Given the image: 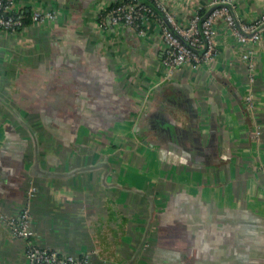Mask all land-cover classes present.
<instances>
[{
	"label": "crops",
	"instance_id": "0c3cea01",
	"mask_svg": "<svg viewBox=\"0 0 264 264\" xmlns=\"http://www.w3.org/2000/svg\"><path fill=\"white\" fill-rule=\"evenodd\" d=\"M116 1L14 0L30 22L0 31V264H28L3 219L25 209L39 246L89 264H264V35L255 81L223 20L212 61L170 72L157 21L102 26ZM162 1L186 26L215 5Z\"/></svg>",
	"mask_w": 264,
	"mask_h": 264
},
{
	"label": "built area",
	"instance_id": "2783aa9c",
	"mask_svg": "<svg viewBox=\"0 0 264 264\" xmlns=\"http://www.w3.org/2000/svg\"><path fill=\"white\" fill-rule=\"evenodd\" d=\"M148 1L153 6L139 4L138 0H118V3L107 12L106 21H102L104 22L102 26L124 25L145 34V23L149 20L157 21L161 38L166 46L163 63L172 72L188 63L214 59L217 47L215 25L223 20L238 42L246 46L243 58L249 63L250 78L254 80V47L261 42L264 35V14L251 24H238L228 6L232 0H214V4L223 3V6L214 9L205 18L198 12L192 16L186 26L176 20L174 12L168 9L162 0ZM13 6L14 0H0V31L16 30L26 26L25 16L14 12ZM54 18L56 13L53 11L36 10L31 15V21L38 24ZM200 51L202 53H199ZM247 100L253 105L252 93L247 96ZM3 219L16 237L28 241V264H89V255L59 253L39 246L33 238L28 209H25L19 217H3Z\"/></svg>",
	"mask_w": 264,
	"mask_h": 264
},
{
	"label": "water",
	"instance_id": "95a60500",
	"mask_svg": "<svg viewBox=\"0 0 264 264\" xmlns=\"http://www.w3.org/2000/svg\"><path fill=\"white\" fill-rule=\"evenodd\" d=\"M139 1V4H147V5H150V6H153L148 0H138ZM220 6H223V3H220V4H215V5H213V7H212V9H211V11L209 12V14L214 10V9H216V8H218V7H220ZM232 9H233V7H231ZM208 14V15H209ZM162 15V14H161ZM207 15V16H208ZM207 16H205V17H207ZM204 17V18H205ZM199 53H202V51H200Z\"/></svg>",
	"mask_w": 264,
	"mask_h": 264
},
{
	"label": "trees",
	"instance_id": "16d2710c",
	"mask_svg": "<svg viewBox=\"0 0 264 264\" xmlns=\"http://www.w3.org/2000/svg\"><path fill=\"white\" fill-rule=\"evenodd\" d=\"M118 3V0L110 7V8H108L107 10H105V11H103L102 13H101V18H100V20L103 18L104 20H106V15H107V12L113 7V6H115L116 4ZM30 22V20L28 19V20H26V23H29Z\"/></svg>",
	"mask_w": 264,
	"mask_h": 264
},
{
	"label": "flooded vegetation",
	"instance_id": "af4514ba",
	"mask_svg": "<svg viewBox=\"0 0 264 264\" xmlns=\"http://www.w3.org/2000/svg\"><path fill=\"white\" fill-rule=\"evenodd\" d=\"M165 134V133H164ZM159 136L160 137H163L164 135H163V133L161 134H159ZM168 141L170 140L171 142H172V138H173V136H172V134H169V135H167V136H164ZM170 138V139H169ZM180 136H178V140L176 141V143L178 144V142H180Z\"/></svg>",
	"mask_w": 264,
	"mask_h": 264
},
{
	"label": "rangeland",
	"instance_id": "374dc122",
	"mask_svg": "<svg viewBox=\"0 0 264 264\" xmlns=\"http://www.w3.org/2000/svg\"><path fill=\"white\" fill-rule=\"evenodd\" d=\"M255 73H256V71L254 70L253 74H255ZM249 74H250V73H249ZM254 81H255V77H254ZM253 83H254V82H253ZM256 135H257V136H260V134H259L258 132L256 133ZM254 139H256V138H254ZM256 140H257V139H256Z\"/></svg>",
	"mask_w": 264,
	"mask_h": 264
}]
</instances>
